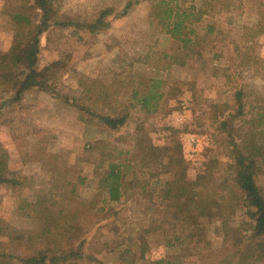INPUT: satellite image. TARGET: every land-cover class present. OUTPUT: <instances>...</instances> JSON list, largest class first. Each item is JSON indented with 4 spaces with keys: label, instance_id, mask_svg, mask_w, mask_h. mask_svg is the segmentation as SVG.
I'll list each match as a JSON object with an SVG mask.
<instances>
[{
    "label": "rangeland",
    "instance_id": "obj_1",
    "mask_svg": "<svg viewBox=\"0 0 264 264\" xmlns=\"http://www.w3.org/2000/svg\"><path fill=\"white\" fill-rule=\"evenodd\" d=\"M156 1L56 0L60 19L93 21L102 10L110 9L108 28L81 38L56 29L42 36L39 68L56 72L59 96L32 89L17 102L14 91L0 87V146L8 159L7 176L17 181L0 185V243L10 252L19 253L16 235L28 237L43 229L40 247L53 250L59 221L54 204L73 209L77 202L91 207L92 215L81 217L69 237L75 243L86 239L88 253L97 259L81 264H128L122 260L126 249L133 256L136 253L134 264L175 256L180 249L167 247L170 234H190L193 227L162 225L163 217L148 211L155 205V197L150 200L148 193L156 180L150 181L148 192L137 188L121 201L111 202L98 188L107 169L105 156L133 153L143 140L166 146L179 138L189 180L204 169V163L216 160L212 181L217 184L232 164L217 150L208 126L211 121L202 109L231 104L237 89H243L247 109L264 108V0H179L182 10L198 16L188 22L196 40L189 51L168 36L152 15ZM13 41L14 31L0 0V53L7 52ZM88 79L114 94L97 106L99 113L127 112V125L111 131L65 100L64 96L82 97L80 103H85ZM154 84L162 98L154 103L156 112L149 113L142 110L134 92ZM147 178L143 176L144 181ZM44 208L52 217L41 212ZM243 212L231 214L229 226H239ZM154 219L161 227L144 235L150 249L142 260L139 238ZM197 222L207 229L210 251L218 252L224 233L216 209H209L206 218ZM203 247L201 239L193 238L188 253L196 255L198 264H210Z\"/></svg>",
    "mask_w": 264,
    "mask_h": 264
},
{
    "label": "trees",
    "instance_id": "obj_2",
    "mask_svg": "<svg viewBox=\"0 0 264 264\" xmlns=\"http://www.w3.org/2000/svg\"><path fill=\"white\" fill-rule=\"evenodd\" d=\"M2 1L14 31V41L7 52L0 53V87L14 91V100L17 102L32 89L59 96L56 72L50 67L39 68L41 38L44 34L56 29L71 37L81 38L85 34L108 28L106 18L112 15L110 9H105L93 21H75L60 19L56 0ZM152 9V15L160 20L168 36L181 42L185 51L194 50V29L188 22L197 20V15L191 10H182L179 0H158ZM84 87L85 103H80L82 97L76 99L64 96L65 100L75 103L82 113H88L90 118H96L111 131H118L127 125L130 117L127 112L117 115L99 113L97 106L108 102L114 95L109 87L101 88L93 79H88ZM157 87L154 84L149 90L134 92V98L142 110L156 112L157 105L154 103L162 98ZM245 97L243 89H237L231 104H209L202 109V113L208 115L211 121L208 126L213 130L211 138L217 150L232 161L217 184L212 181L214 171L218 168L216 160L204 163V169L196 178L188 179L187 161L179 138H174L166 146L143 140L133 153L118 152L117 155L105 156L103 162L107 163V169L98 188L108 195L111 202L121 201L125 194L137 188L148 192L150 181L156 180L148 193L150 200L155 197V205L149 207L148 211L160 214L163 217L162 225L172 222L193 227L190 234L173 231L170 234L173 237L166 245L179 247V253L152 264H198L196 255L188 253L187 249L193 238L202 240V250L207 251L210 264H264V108L259 111L247 109ZM7 173L8 159L0 146V185L16 184L17 181L10 180ZM145 175H148L146 181L143 180ZM163 176L166 179L162 181ZM54 206L59 214L52 238L54 249L40 247L45 229L43 233L28 237L18 234L19 253L10 252L0 243V264H81L97 260L93 253H88L86 246L89 242L86 239L75 243L69 237L80 225L81 217L92 215L91 207L77 202L73 209L63 205ZM209 209H216L224 233L222 248L215 253L208 247L207 229L197 222L206 218ZM239 209L244 211L245 218L239 226H229V220L232 219L230 215H236ZM99 211L106 212L105 208ZM41 212L52 217L48 208ZM157 223L158 219H154L139 238V257L142 260L150 249L144 235L157 232L161 227ZM136 259V253L133 256L129 249L123 251V262L134 264Z\"/></svg>",
    "mask_w": 264,
    "mask_h": 264
}]
</instances>
